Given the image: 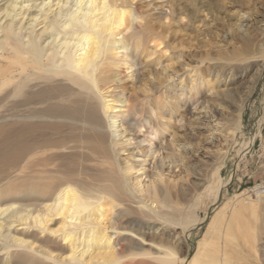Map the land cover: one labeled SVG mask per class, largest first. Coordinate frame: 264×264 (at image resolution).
I'll list each match as a JSON object with an SVG mask.
<instances>
[{"label":"bare ground","instance_id":"obj_1","mask_svg":"<svg viewBox=\"0 0 264 264\" xmlns=\"http://www.w3.org/2000/svg\"><path fill=\"white\" fill-rule=\"evenodd\" d=\"M128 1L0 0V264H240L244 245L257 248V225L242 221L264 215V188L254 189L255 200L225 203L187 259L175 246L187 244L199 221L184 220L166 187L158 198L133 177L138 165L152 164L157 144L140 142L149 147L139 164L118 159L126 143L110 91L115 69L137 64L142 48L171 33L147 22L121 38ZM239 39L248 52L250 39ZM238 109L233 140L242 128ZM144 115L140 128L161 140L162 126ZM156 217L181 225L175 244L163 235L147 240Z\"/></svg>","mask_w":264,"mask_h":264},{"label":"rangeland","instance_id":"obj_2","mask_svg":"<svg viewBox=\"0 0 264 264\" xmlns=\"http://www.w3.org/2000/svg\"><path fill=\"white\" fill-rule=\"evenodd\" d=\"M129 1L133 9L126 10L130 15L121 38L147 22L168 26L171 33L167 40L142 48L137 64L125 62L115 69L112 98L130 101H114L126 143L118 159L132 158L139 164L149 147L147 141L140 142L150 137V143L157 144L150 167L138 165L133 177L146 192L155 187L158 198L160 187H166L171 206L184 212V220L199 221L188 233L187 244L175 246L179 257L190 259L208 222L225 203L235 206L251 195L255 200L254 189L264 188V60L259 58L264 49V0H197L195 11L191 0ZM180 11L190 16L180 21ZM243 36L251 41L248 52L239 39ZM182 40L184 45L179 44ZM240 105L242 128L233 140L229 130ZM146 111L164 129L159 141L148 136L147 125L140 128ZM166 208L161 209L172 211ZM246 217L243 223L258 227L257 248L244 245L240 264H264V215L258 220L249 213ZM158 219H149L147 240L158 243L163 235L175 244L172 238L181 225ZM142 264L161 263L143 259Z\"/></svg>","mask_w":264,"mask_h":264}]
</instances>
